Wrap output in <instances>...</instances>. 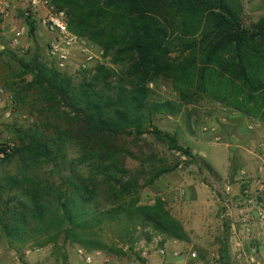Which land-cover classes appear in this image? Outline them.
<instances>
[{"label": "trees", "instance_id": "obj_1", "mask_svg": "<svg viewBox=\"0 0 264 264\" xmlns=\"http://www.w3.org/2000/svg\"><path fill=\"white\" fill-rule=\"evenodd\" d=\"M50 1L65 11L68 30L114 67L97 64L75 81L37 49L28 58L12 55L13 101L24 108L30 98L36 121L15 130L20 147L1 161L17 165L0 179V240L16 252L69 245L115 257L133 253L144 264L133 250L137 226L148 229L147 241L156 234L186 242L189 235L159 199L138 202L143 188L177 165H158L128 144L146 137L193 159L153 118L202 102L264 124V16L245 27L242 0ZM25 21L35 38V17ZM161 78L171 81L178 101L155 98L152 86ZM127 159L140 167L130 169ZM42 167L57 180L34 175ZM121 223V235L111 239Z\"/></svg>", "mask_w": 264, "mask_h": 264}, {"label": "rangeland", "instance_id": "obj_2", "mask_svg": "<svg viewBox=\"0 0 264 264\" xmlns=\"http://www.w3.org/2000/svg\"><path fill=\"white\" fill-rule=\"evenodd\" d=\"M6 1L11 3L12 9L5 18H0V90H3L5 97L13 100L11 88L13 83L17 82L15 75L18 66L12 55L17 58H28L37 49L40 58L50 63L47 55L49 39L40 34L42 29H39L41 24L37 15H34L36 37L30 36L25 21L27 9L25 0ZM242 5V21L245 27L250 28L264 16V5L261 0H242ZM39 12L40 17H43L42 11ZM90 49L97 58L87 71L80 69L78 63L73 61L63 72L78 81L83 75L91 73L97 64L111 66L102 58L97 47L91 44ZM26 80L29 81L30 76H27ZM152 87L156 99L178 101V95L169 79L161 78ZM30 104H32L30 98L24 108L14 103L12 114L8 118L4 117V113L9 111L7 102L0 111V131L3 140L10 139L18 145L15 150L20 147V139L15 130H25L36 121V113H30ZM153 123L162 131L174 133L178 143L190 149L193 159L169 151L166 145L150 138L145 137L138 146H135L133 141L129 142L128 146L134 152L143 157L148 155L154 157L158 165H177L175 170L162 175L151 186L143 188L138 195V202L140 205H150L159 199L166 210L181 222L189 235V240L176 241L152 234L151 239L147 241L143 233L149 232L148 229L142 230L137 226L135 235L140 239L134 245V252L140 255L144 264H238L233 259L234 243L239 241L248 248L254 242L264 239V234L263 236L259 234L261 229L258 224L255 228L253 226L252 237L247 238L238 222L239 209L232 207L228 212L223 203V195L227 187L231 188V193H237L246 181L253 189L256 187L259 167L255 154L259 153L258 149L264 141V124L213 102L185 107L184 112L175 117L156 115ZM68 155L71 157L75 154L70 150ZM126 164L130 169L140 167L139 163L132 159H127ZM16 165L15 161L0 162V179L13 175ZM145 169L148 170V166ZM34 175L57 180L55 176L50 177L48 167L34 170ZM135 221L136 219L132 218L128 225L131 226ZM123 224L116 226L115 231L109 234L111 239H117L121 235L120 229ZM76 248L78 247L69 245L63 248L47 246L43 249L16 252L10 250L6 243L0 240V264H70L69 258L75 254ZM161 248L167 251L164 259L157 253ZM174 252L180 253V256L175 258L172 255ZM189 252H195L197 258L187 259L186 255ZM103 254L117 259L111 264H119L120 261L139 262L133 253L120 257Z\"/></svg>", "mask_w": 264, "mask_h": 264}, {"label": "built area", "instance_id": "obj_3", "mask_svg": "<svg viewBox=\"0 0 264 264\" xmlns=\"http://www.w3.org/2000/svg\"><path fill=\"white\" fill-rule=\"evenodd\" d=\"M25 2L27 5L25 17L30 14L34 16L37 12L44 11V16L40 18L39 22L48 33L53 35L47 42L49 61L63 72L75 60L73 53L76 51L79 55L76 59L79 68L87 71L97 57L92 53L90 43L68 30L65 11L55 9L50 0H25ZM10 9H12V5L9 1L0 0V18H5ZM6 102L9 111L4 113V117L8 118L12 114L14 101L12 98L5 97L1 89L0 111L6 106ZM17 146L10 139L3 140L0 131V162L11 155ZM257 176L254 189L246 181L237 193H231V188L227 187L223 195V203L228 212L232 207L239 209L240 219L238 222L247 238L252 237L253 223L264 225V163ZM157 253L161 259L167 256V251L164 248L159 249ZM172 255L177 258L180 253L174 252ZM261 257L264 258V239L254 242L248 248H245L239 241L234 243L233 259L238 264H261ZM186 258L195 260L197 254L189 252ZM85 261L88 264L92 262L90 257H86ZM109 263L110 259L104 258L101 264Z\"/></svg>", "mask_w": 264, "mask_h": 264}, {"label": "crops", "instance_id": "obj_4", "mask_svg": "<svg viewBox=\"0 0 264 264\" xmlns=\"http://www.w3.org/2000/svg\"><path fill=\"white\" fill-rule=\"evenodd\" d=\"M39 13H41V12H37V17H39V19L38 20H40V18H42V17H40V15H39ZM42 14H44V11H42ZM42 29V30H40V34L42 33V37H44V36H46L45 37V39H50V38H52V34L51 33H48L45 29H44V27L43 26H40L39 25V29ZM39 37V36H38ZM49 41V40H48ZM79 57V55L77 54V52L75 51L74 53H73V58H75V62H77L76 61V59ZM258 151H259V153H257V154H255V160H256V162H257V164H258V167H259V169L262 167V165H263V163H264V141H263V143L261 144V148L260 149H258ZM259 223H253V225H254V228H255V226H257ZM259 226V229H261V230H259L260 232H259V234L261 235V236H263V234H264V226L263 225H258ZM254 230V229H253ZM77 250H76V252H75V254L73 255V256H71L70 258H69V260H70V264H88V263H86V257H90L91 258V260H92V262L91 263H89V264H101L102 263V260L104 259V258H108V259H110V263L109 264H111V262H113V261H115V260H117V259H115V258H113V257H110V256H107V255H104L102 252H93L92 254H88V253H85L82 249H79V248H76ZM119 264H139V262H137V261H130L129 263H122V261H120V262H118ZM260 263L262 264V259H261V261H260Z\"/></svg>", "mask_w": 264, "mask_h": 264}]
</instances>
